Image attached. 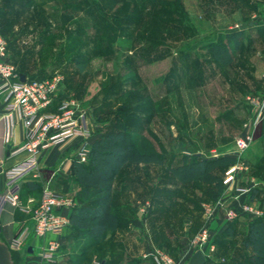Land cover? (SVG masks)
<instances>
[{
	"label": "rangeland",
	"instance_id": "1",
	"mask_svg": "<svg viewBox=\"0 0 264 264\" xmlns=\"http://www.w3.org/2000/svg\"><path fill=\"white\" fill-rule=\"evenodd\" d=\"M156 2L0 0V29L12 62L38 77L61 75L62 97L84 107L92 138L111 124L136 129L141 150L148 140L173 163L193 151L234 158L221 174L223 193L233 172L239 188L252 180L251 189L264 188V179L251 174L245 150L235 148V139L256 115L251 99L264 92V0H175L176 6H153ZM157 9L165 11L164 24L153 21ZM224 35L235 37L227 44L232 55L221 52L217 59L208 45ZM261 135L263 121L254 141ZM236 181L226 193L235 205ZM218 199L201 202L198 231L206 223L204 204ZM251 203L264 215L259 203ZM225 208L207 223L212 236L215 221H229ZM195 234L186 238L191 250ZM230 249L231 255L240 253ZM224 256L217 260H227Z\"/></svg>",
	"mask_w": 264,
	"mask_h": 264
},
{
	"label": "crops",
	"instance_id": "2",
	"mask_svg": "<svg viewBox=\"0 0 264 264\" xmlns=\"http://www.w3.org/2000/svg\"><path fill=\"white\" fill-rule=\"evenodd\" d=\"M10 100V92L0 79V194L6 189L4 171L27 156L21 149L26 128L17 113L7 111ZM78 146L79 139H72L42 151L38 157L37 176H26L20 182V206L5 203L0 210L1 235L7 243L16 234L25 231V241L18 250L21 264H48L38 252L49 241L58 242L57 261L62 264H155L144 255L151 249L164 250L161 247L171 250L179 264H218V256L230 258V248L240 249L246 224L242 220L234 222L231 234H223L227 221L218 219L214 222L215 233H222L219 241L231 242L227 250L223 248L224 241L215 245L216 251L210 258L205 257L203 251L191 250L183 228L197 225L201 221V212L187 199L180 197L171 205L162 192L164 187L174 188L176 184H166L164 165L143 162H127L113 181L111 209L123 223L116 226L114 232L110 230L102 240L88 243L86 247L82 246L84 239L71 237L68 224L59 235L49 233L42 238L35 236L29 209L39 201L42 187L48 186L53 191L70 196L74 206L81 204L76 197L79 186L71 174L72 160L76 158ZM185 192L192 197L193 192L189 189ZM195 193L199 195L200 190L196 189ZM145 204L147 208L142 214L141 209ZM148 206L151 211L147 213ZM65 213L69 216L70 209Z\"/></svg>",
	"mask_w": 264,
	"mask_h": 264
},
{
	"label": "trees",
	"instance_id": "3",
	"mask_svg": "<svg viewBox=\"0 0 264 264\" xmlns=\"http://www.w3.org/2000/svg\"><path fill=\"white\" fill-rule=\"evenodd\" d=\"M111 1L115 3L117 0ZM123 1L126 3V0ZM161 3L164 6H176L175 0L168 2L157 0L153 6ZM164 16L165 11L157 9L152 18L154 22L157 20V23L164 24L165 21L162 20ZM161 29L162 26H159L158 32ZM1 33L4 34L2 29ZM235 36L239 35L235 33ZM234 38L233 35H224L223 39L209 43L208 46L214 51L215 58L221 59L218 56L221 52L228 57L232 55L227 44L234 43ZM13 62L18 73L25 74L29 80L44 79V77L35 76L34 73L24 70L21 62L17 63L14 60ZM62 96L61 91L58 93L56 101L61 99ZM146 111L148 114H152L150 108ZM141 120L148 121V118H141ZM109 126L105 131L98 133V136L89 144L88 158L85 162H80L76 158L72 160L71 174L79 186L76 197L81 201V204L70 209L67 226L70 229L69 233L72 238L84 239L82 246H85L83 247H86L88 243L92 244L102 240L110 230L114 232L116 226L123 224L120 217L115 216L112 212L111 197L113 181L127 162L164 165L165 174L163 177L166 178V184H176L174 188L164 187L162 192L171 205L175 203L176 198L180 197L184 200L187 199L186 201L189 204L201 212L202 201H214L222 195L221 174L234 161V158L226 156L205 157L201 154L197 155L196 151H193L183 152L180 161L173 163L171 160H166V153L155 149L148 140H145L147 148L141 150L137 144V137H140L138 130L118 128L112 124ZM254 142L253 146L244 151V154L250 162L251 174L264 179V139L257 138ZM179 185L180 187H178ZM187 189L193 192L192 197H188L187 191L185 192ZM196 189L200 190L199 195L195 193ZM245 199L248 202L257 201L264 208V188L255 187L251 189ZM150 209L151 207L148 206L147 213ZM240 220L246 224L242 232L241 251L237 255L236 253L232 254L230 258L219 262V264H264V215L235 217L227 221V228L223 234H231L232 224ZM201 223L202 221H198L197 225H186L183 228V234L188 237L192 236L198 231ZM222 236V233L220 235L214 233L212 243L217 246V243L220 245V242L224 241L223 245L225 247L223 246V248L227 250L228 244H231V242L227 240L219 241ZM161 248L169 252L173 258H176L171 250L166 247ZM12 252L15 262L21 264L18 251L12 250ZM210 257L207 256V258Z\"/></svg>",
	"mask_w": 264,
	"mask_h": 264
},
{
	"label": "built area",
	"instance_id": "4",
	"mask_svg": "<svg viewBox=\"0 0 264 264\" xmlns=\"http://www.w3.org/2000/svg\"><path fill=\"white\" fill-rule=\"evenodd\" d=\"M19 75L11 60L7 41L0 29V79L4 81L11 95L6 109L9 113H17L26 128L25 140L21 149L27 153L26 158L4 171L6 189L0 194V210L5 203L20 206V182L26 176H37L38 157L42 151L63 145L72 139H79L76 159L85 162L93 136L88 114L80 103L72 98L63 97L56 101L63 86L61 75L55 74L44 79H27L25 82L20 80ZM262 77L264 78V71ZM251 102L256 109V115L244 125V134L235 139V148L238 152L251 146L257 124L260 121L264 123V92L262 96L252 98ZM51 108L54 109L51 110ZM237 169L241 167L236 166L235 170ZM235 181L236 177L233 172L224 181L226 189L221 197L215 202L204 204L206 223L190 240L192 249L203 251L207 256L212 255L211 252L214 251L215 246L212 243V233L207 223L213 219L216 210L226 207V220L242 215L260 216L262 214L254 203L245 199L253 186V180L248 186L239 188L237 179L234 188L238 192L232 196L238 204L229 202L227 199L229 195L226 193ZM73 206L74 201L70 196L53 191L48 186L42 187L39 201L29 209L34 235L42 238L49 233L61 234L69 222L65 211ZM146 208L147 204L142 207V214L145 213ZM25 237V231L16 234L8 243L9 247L14 251L20 250ZM57 250L58 242L49 241L38 252V255L48 261V264H62L57 261L59 256ZM144 258L152 259L155 264H179L166 251L160 249H151L144 255Z\"/></svg>",
	"mask_w": 264,
	"mask_h": 264
},
{
	"label": "water",
	"instance_id": "5",
	"mask_svg": "<svg viewBox=\"0 0 264 264\" xmlns=\"http://www.w3.org/2000/svg\"><path fill=\"white\" fill-rule=\"evenodd\" d=\"M19 76L22 82H25L28 79L25 74H20ZM196 154L199 155V153ZM1 232L2 226L0 222V264H17L13 258L12 249L9 247L7 241L2 237Z\"/></svg>",
	"mask_w": 264,
	"mask_h": 264
}]
</instances>
